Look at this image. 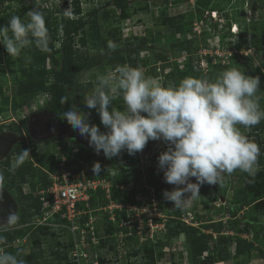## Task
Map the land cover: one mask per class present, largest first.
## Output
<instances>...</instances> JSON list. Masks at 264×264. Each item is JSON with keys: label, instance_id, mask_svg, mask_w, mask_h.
<instances>
[{"label": "rangeland", "instance_id": "1", "mask_svg": "<svg viewBox=\"0 0 264 264\" xmlns=\"http://www.w3.org/2000/svg\"><path fill=\"white\" fill-rule=\"evenodd\" d=\"M54 1L56 8L59 7L53 10L57 14L52 19L57 18L62 11L67 12L69 16L73 15L70 14L72 10L69 5L72 0H49L51 4ZM119 1L120 5L116 3V0H80L81 9L83 13L85 12L84 17L88 23L84 26L82 33L84 31L87 35L84 46L77 41L80 34L74 36V47L80 53L84 66L74 72L68 84V90L71 106L74 104L79 110L88 113L90 124H95L101 131H106L97 111L88 109L84 105V93L96 86L98 75L114 72L107 60L115 54L125 60L128 57L127 49H132L130 58L134 59L135 67L142 69L146 77L153 78L166 87L179 85L187 77L215 81L222 72L231 68L240 69L249 76H259L260 91L256 93V97L261 110H264V0H166V3H163V0ZM46 3L50 5L48 1ZM92 6L96 8V12L91 10ZM29 11H31L29 8L23 7L16 0H0V16L8 14L11 18L13 15H19L27 22ZM212 15L214 18L211 17ZM90 24H95L96 35H90ZM58 37L55 41L56 49L60 47L61 36ZM189 39H192V45L197 48L196 51L185 50L184 45ZM110 42L116 45L115 50L109 48ZM141 44H145L146 48L136 55L135 47ZM38 51L40 50L33 45L26 48L19 57H10L0 45V89L3 93L0 97V129L23 135V138L14 144L10 152L0 161V173L3 175H5V163H10V167L16 165L20 154L17 148L20 146L25 145L30 152V158L25 161L32 162L41 170L47 169L54 153L58 150H67L69 147L68 141L63 139H48L31 145L21 128L25 117L32 111L52 112L44 107L48 99L47 92L29 90L22 92L23 89L19 88L18 79H27L31 74L30 65L25 59L33 57V54L35 55ZM162 57H165V60H162ZM36 61L34 68L41 69L43 66L44 70L50 73L52 63L49 59H45L44 62ZM162 65L165 69L160 72ZM168 71L171 72L166 76L164 73ZM154 73H157V77H153ZM34 75L37 76V74ZM49 81L51 78L47 79V83ZM112 106L120 110L126 107L124 102L118 103L115 99L110 107ZM238 127L260 148L261 161L257 160L258 168L255 175L249 176L240 170L234 171L231 175H225L223 182L216 185L218 192L225 197L223 202L209 187H200V197L180 210V216L187 209L191 210L195 217H198L197 221L202 222L199 227H203V224L209 221L221 222L224 225L222 229L224 235H231L230 232L235 235L237 229L243 228L241 221L250 219L253 224L250 225L249 232L244 237L251 239L254 246L249 259L244 264H264V202L260 206L253 203L248 206L240 205L244 198L250 200L251 193L244 188L246 181L250 187L260 189L261 185L264 190V120L250 129H245L242 125ZM168 147V143L163 140H149L147 148L138 155L139 164L144 167L123 174L127 180L126 186L130 189V196L135 195L149 202L148 192L157 190L159 194L157 198H161L163 203V213L172 215L173 208L170 201L163 198V192H158L159 186L147 182L150 179V173L145 167L150 159L159 156ZM122 152L127 157V151ZM91 160L99 162L94 157ZM101 165L119 172L106 162ZM4 178V187L12 194L10 187L12 178L9 176ZM40 183L39 178L22 183L23 193ZM171 190L173 189H169ZM185 195L189 196L190 193ZM12 196L16 200L13 194ZM100 203L103 204L101 198ZM27 205V200H24L22 205L17 202L19 222L7 230L15 235L13 246L19 253L20 259L26 264L73 262L68 255L72 245L63 234L40 236L41 244L33 243L32 237L36 228L30 223L31 210ZM228 207L235 211L234 216H229ZM101 212V210L97 211L98 216L103 217ZM99 225L106 234L113 230L102 220ZM18 236L21 239L16 241ZM115 240L114 236H107L100 240L102 247L100 264H151L152 262L154 264H191V248L183 233L174 237L166 236L165 241L153 246L152 257L145 250L144 245L128 241L118 243ZM217 241H219L217 236L213 237L202 255H209L210 249ZM228 245L229 259L223 263L218 261L214 264L234 263L235 246L231 242ZM38 247L41 249V255L35 260L26 259V255L31 251H37ZM55 250L58 252L51 254V251ZM73 263L84 264L85 262L80 260L79 263Z\"/></svg>", "mask_w": 264, "mask_h": 264}, {"label": "clouds", "instance_id": "2", "mask_svg": "<svg viewBox=\"0 0 264 264\" xmlns=\"http://www.w3.org/2000/svg\"><path fill=\"white\" fill-rule=\"evenodd\" d=\"M27 16L29 19L25 22L19 15H13L7 26H0V45L10 57H19L33 45L42 52L51 51L43 12L33 9ZM109 48L115 50L116 45L110 42ZM260 83L259 76L231 68L215 81L187 77L179 85L166 87L146 77L139 67L120 65L114 72L98 75L96 86L83 97L84 105L97 111L106 131L90 124L89 114L74 104L61 115L88 140L94 152L102 151L108 159L118 157L123 150L134 155L149 140L167 142L169 147L158 156V167L163 171L165 182L176 187L162 195L175 209L182 210L200 197L199 188L205 183L220 185L225 175L236 170L255 175L260 148L238 125L250 129L264 120V110L256 97ZM117 97H122L124 110L110 107ZM68 99L69 96H64L61 103ZM28 158L29 150L23 149L16 167ZM100 168L99 162L92 166L97 174ZM190 178H195V182ZM4 181L0 173V198ZM18 222V212L10 210L0 223V233ZM4 240L0 235V244ZM0 264L26 262L0 248Z\"/></svg>", "mask_w": 264, "mask_h": 264}, {"label": "built area", "instance_id": "3", "mask_svg": "<svg viewBox=\"0 0 264 264\" xmlns=\"http://www.w3.org/2000/svg\"><path fill=\"white\" fill-rule=\"evenodd\" d=\"M68 144L67 150L54 153L55 168L43 169L49 183H40L25 191L40 202L38 212L31 215L30 223L34 228L46 226L67 236L72 245L68 253L71 261L82 260L84 264H100V240L107 236H114L118 243L137 242L151 247L166 240L168 221L173 216L163 213L157 190L148 192L149 202L130 196L127 182L118 180L117 171L101 165L102 173H94L95 162L85 159L78 145L71 141ZM100 210L104 218L98 216ZM179 219L191 226L202 223L188 209ZM100 220L112 227L111 233L104 232ZM212 235L216 237V233ZM20 239L18 236L15 240ZM232 243L235 246V242Z\"/></svg>", "mask_w": 264, "mask_h": 264}, {"label": "trees", "instance_id": "4", "mask_svg": "<svg viewBox=\"0 0 264 264\" xmlns=\"http://www.w3.org/2000/svg\"><path fill=\"white\" fill-rule=\"evenodd\" d=\"M79 1L75 0L74 2V11H79ZM166 0H163V3H166ZM116 3L120 5V1L116 0ZM27 7V6H23ZM28 8V7H27ZM96 12V10H95ZM94 13V12H93ZM63 25H64V36L60 37V47L56 49L53 45L54 40H57L59 37L56 33H53L49 28L48 32L50 35V52H42L38 51L35 55L33 54V57L25 59L27 63H29L31 74H29L27 79H18L19 80V88L23 89L22 92L31 91V92H38V91H45L48 94V99L46 103L44 104V107H47L50 111L55 113L56 117L62 118V113L71 106L70 96H69V90H68V84L71 82L72 76L74 72L78 69H82L84 66V62L81 59L80 53H78V50L74 47V36L70 34L72 30H76L78 26L75 25L72 21H68L67 17H64ZM10 20V15H4L0 16V26H7L8 22ZM90 35H96L97 29L95 27V24H90ZM85 32L77 38V41L80 45H85L86 40ZM192 39H189L187 43H185L184 47L185 50H188L190 52L196 51L197 48L192 45ZM146 45L141 44L137 45L135 47V53L136 55L139 54L140 50L145 49ZM128 57L124 60L122 58H119L117 54L113 55L110 60H107V63L111 65V69L115 70L117 66L120 65H129L131 67L135 68V61L134 59L130 58V54L132 53V49H127ZM58 54V55H57ZM45 59H49L52 63V68L50 73H47L43 66L41 69L34 68V63L37 62L36 60L45 61ZM162 60H165V57L161 58ZM32 69V70H31ZM110 69V70H111ZM155 69V67H153ZM157 69V68H156ZM164 65L159 69L163 71ZM165 72V71H164ZM171 71H168L164 73L166 76L170 74ZM34 74H37L35 76ZM153 77H157V73L153 74ZM51 78V81L47 83V79ZM23 80H28L27 82H24ZM2 90L0 89V97L2 96ZM64 96H69V99L66 103H61V100ZM115 100L118 103H123L122 97H117ZM40 107V108H44ZM63 119V118H62ZM22 130L25 132V124L24 121L21 125ZM1 131V129H0ZM26 138L28 143L31 145L36 144V141H33L27 134ZM55 139V138H52ZM61 140V139H60ZM148 144V142H147ZM147 144L143 148L141 153L144 152V150L147 148ZM80 147L81 153L83 157L87 160H91L93 157L97 158L99 163L102 164L104 162L108 163L111 167L117 169L121 174L118 172V177L120 178L118 180L120 181H127L126 177L123 173L133 170H139L140 168L135 165L140 163V160L138 158V155L140 152L135 153L134 155H129L128 152L126 153L127 157H125V153L122 152L118 157L121 161L130 163L131 165L129 167H124L121 165H116L114 163H111L107 160H105L102 157H99L98 155L90 152L89 150L83 148L79 144H76ZM23 149H26V146H20L17 148V152L21 153ZM167 150V149H166ZM158 157V156H156ZM258 162L261 161V158L258 157ZM10 163H5V169H4V177L9 176L12 178L10 187L12 188V194L16 197V202H18L19 205H22L24 200L28 201V208L31 210V215L35 212H38L40 202L36 199V197L33 196L31 192L29 193H23L22 191V183H25L27 181H31L34 178L41 179V183L43 185H47L49 182L47 181L46 177L47 174L45 171L39 169L36 165H34L30 161H24L20 166H9ZM15 167V171H11L12 168ZM55 168V163L52 161L49 162V165L47 169L53 170ZM150 173V179L147 181L150 184L158 185V192H164L169 191V187H163L160 186L155 177L152 174V171H148ZM244 188H246L249 193H251L250 200L248 198H244L241 202V206H248L249 204H257V206H260L264 202V190L262 189V186L260 185V189L258 187L252 188L250 187L249 183L246 181L244 183ZM33 189V188H32ZM11 191V190H10ZM170 204L173 208V214L169 221L167 226V236L168 237H174L179 235L180 233H183L185 235V240L188 243L189 247L191 248V264H214L218 261H226L229 259V249L228 244L231 242H235V251H234V263L233 264H244L248 259L250 252L254 246L253 241L250 239H246L243 237V234H248L250 225L253 224V221L250 219H245L242 222L243 228L237 229L235 231V235H224L222 233V229L224 228V225L221 222H214L209 221L206 224H203V227L198 226H191L184 224L179 218H180V210H177L173 207V203L170 201ZM227 212L229 216H234L235 211L228 207ZM198 218V217H196ZM201 224V223H200ZM263 225V223H261ZM264 226V225H263ZM111 230V229H110ZM232 230V229H231ZM35 234H33L32 241L34 244H39L41 240L39 239L40 236L45 235H53L55 233L54 231L50 230L49 227L46 226H38L35 229ZM212 232L216 233V236L219 241H217L213 247L209 251V255H202L203 252H205L208 248V243L211 239H213ZM234 232V231H233ZM0 235H3L5 237V240L0 246L7 252L12 253L13 255H16L18 259H20L19 253L15 250L13 246V239L15 237L14 233L12 231H4L0 233ZM41 244V243H40ZM144 248L146 251L149 252L150 257H152V250L153 248L147 245H144ZM41 249L37 251H31L26 255V259L35 260L38 256H40ZM58 251H51V254H56ZM65 264H75L73 262H68ZM146 264V263H142ZM151 264H154L153 262Z\"/></svg>", "mask_w": 264, "mask_h": 264}, {"label": "water", "instance_id": "5", "mask_svg": "<svg viewBox=\"0 0 264 264\" xmlns=\"http://www.w3.org/2000/svg\"><path fill=\"white\" fill-rule=\"evenodd\" d=\"M25 131L26 134L36 142L48 140V139H65L73 143L79 144L83 148L89 150L90 152L104 158L105 160L114 163L116 165H121L124 167H129L131 164L121 161L116 157L110 159L105 158L103 152L100 154L94 152L93 148L89 146L88 140L82 138L77 131H75L65 119L56 117L53 112H42V111H32L29 113L25 119ZM23 135L16 134L12 131H0V161L10 152L14 144L20 141ZM138 167H144L140 164H136ZM150 168V167H149ZM161 185L164 187L174 186L172 184L166 183L164 180L163 173L158 175ZM191 182H195V178H190ZM209 187L214 193L219 197L220 201H225V197L218 192L216 185H209L205 183L201 187ZM17 211V202L12 196V194L4 187L2 190V198H0V223H3L9 214V211Z\"/></svg>", "mask_w": 264, "mask_h": 264}, {"label": "flooded vegetation", "instance_id": "6", "mask_svg": "<svg viewBox=\"0 0 264 264\" xmlns=\"http://www.w3.org/2000/svg\"><path fill=\"white\" fill-rule=\"evenodd\" d=\"M16 1L20 4H22L23 6H27L30 10L37 9V10L43 12L46 27L49 28L51 31H53V33H56L58 36H60V35L64 36L65 35L64 25H63V21L65 19L64 17H67L68 21H72L75 25H80L77 27V29L75 31L72 30L70 32V34L73 36H76L79 34L81 35L84 26L88 24V23H86V19L84 17L85 12L83 13L79 0H77V1H79L78 2L79 11L78 12L74 11L75 0H73V1L69 2L70 3L69 5L71 6V10H72V11H70V14H73V15L69 16L67 12L62 11V12H59V15H57L58 17L57 18L55 17L54 19H52V18L57 14V13L53 12V10L56 8L55 1L53 2V4H51L49 2V0H16ZM47 1H48V3H50V5H48L46 3ZM58 7L59 6H57V8ZM91 10L94 11V10H96V8L94 6H92ZM55 41L56 40H54V43H53L54 47H55ZM145 167H146V169H148V171H150V170L152 171V174L155 177V179L157 180V182L159 184H161L158 175L160 173H163V171L158 167V157H153L152 159H150L149 162H147L145 164ZM174 187H176V186H170L169 188L174 189Z\"/></svg>", "mask_w": 264, "mask_h": 264}, {"label": "bare ground", "instance_id": "7", "mask_svg": "<svg viewBox=\"0 0 264 264\" xmlns=\"http://www.w3.org/2000/svg\"><path fill=\"white\" fill-rule=\"evenodd\" d=\"M232 31H235L234 29H232Z\"/></svg>", "mask_w": 264, "mask_h": 264}, {"label": "crops", "instance_id": "8", "mask_svg": "<svg viewBox=\"0 0 264 264\" xmlns=\"http://www.w3.org/2000/svg\"><path fill=\"white\" fill-rule=\"evenodd\" d=\"M221 263H223V261H221Z\"/></svg>", "mask_w": 264, "mask_h": 264}]
</instances>
